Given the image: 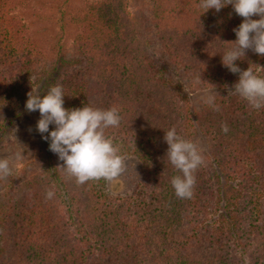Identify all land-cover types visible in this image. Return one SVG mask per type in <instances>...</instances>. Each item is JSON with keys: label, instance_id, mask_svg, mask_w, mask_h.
<instances>
[{"label": "trees", "instance_id": "16d2710c", "mask_svg": "<svg viewBox=\"0 0 264 264\" xmlns=\"http://www.w3.org/2000/svg\"><path fill=\"white\" fill-rule=\"evenodd\" d=\"M56 1L0 0V108L18 116L30 92L56 85L67 109L115 106L121 123L106 135L144 169L124 194L104 179L77 184L45 140L1 182L0 264H264V108L229 95L239 74L222 64L243 18L231 5L205 12L199 0H87L69 18V0L47 11ZM38 24H50V48ZM241 59V70L264 76V56ZM186 89H212L220 110L195 107ZM163 126L186 140L198 127L208 139L190 199L172 187L181 173Z\"/></svg>", "mask_w": 264, "mask_h": 264}, {"label": "clouds", "instance_id": "9594fccd", "mask_svg": "<svg viewBox=\"0 0 264 264\" xmlns=\"http://www.w3.org/2000/svg\"><path fill=\"white\" fill-rule=\"evenodd\" d=\"M229 5L243 18V22L233 29L237 37L232 42L235 46L222 55V64L233 74H239V80L229 95H239L253 109L259 110L264 108V76L251 67L241 70L236 61L242 60L247 50L264 56V0H199V7L205 12L210 9L219 12ZM65 96L61 85L51 87L43 96L33 95V91L29 93L27 111L38 110L41 116L36 125L37 131L45 140H50V151L64 162L61 168L74 177L77 184L118 179L127 170L128 158L120 154V147L106 135V130L120 126V110L115 106L109 109L91 106L67 109L64 107ZM205 102L220 110L218 105L213 104L212 97ZM50 125H55V129L49 135H43L49 133ZM222 131L228 133L227 124L222 125ZM164 140L168 145L167 159L181 173L171 180L175 194L178 198L190 199L196 184L194 173L205 164L203 150L197 143L178 134L175 127L165 131ZM14 168L13 159L0 158V180L11 176ZM53 196L54 192L48 191L47 198Z\"/></svg>", "mask_w": 264, "mask_h": 264}, {"label": "rangeland", "instance_id": "374dc122", "mask_svg": "<svg viewBox=\"0 0 264 264\" xmlns=\"http://www.w3.org/2000/svg\"><path fill=\"white\" fill-rule=\"evenodd\" d=\"M37 1L34 0L33 3L36 5L38 3ZM86 1L87 0H69V3L72 2L73 6H71V8H65L68 10V17L70 18L73 14L77 13V8H84L86 6ZM92 1L98 2L100 0ZM63 2L64 0H58L56 3H47L46 5L51 8L46 9H48L47 11L55 13L59 10L58 4L64 5ZM38 5L41 7L40 9H44L40 4ZM60 15L61 13L58 12L55 17H60ZM51 29L50 24H38L33 28L34 34L36 35L35 37L44 40V43H47L46 46L49 48L52 46L51 36L53 35V31ZM186 91L191 97V101L195 107H200L213 92L212 89H186ZM18 109L19 108L13 106H4V108H0V124H9V120L12 118V123L6 126V130H0V158L7 157L13 159L15 163L14 170L21 168L32 159H35L45 146V139L36 128L37 122L41 118L39 111L28 112L26 110L17 116L15 113L19 112ZM162 130L163 132L168 131L166 126H163ZM191 141L198 144L199 148L203 150L202 154L204 158L207 159L208 139L204 132L198 127L194 128ZM17 155H19V159H16ZM127 158L128 165L126 172L114 181H106V189L113 194H124L131 190L143 173V163L139 158L136 156ZM2 181L3 179L0 180V205L5 199L8 185V181L1 183Z\"/></svg>", "mask_w": 264, "mask_h": 264}]
</instances>
